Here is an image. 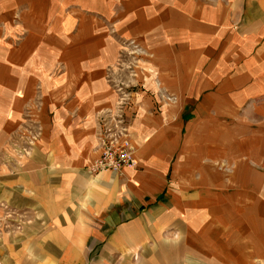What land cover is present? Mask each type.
<instances>
[{
	"label": "crops",
	"instance_id": "1",
	"mask_svg": "<svg viewBox=\"0 0 264 264\" xmlns=\"http://www.w3.org/2000/svg\"><path fill=\"white\" fill-rule=\"evenodd\" d=\"M51 1L0 0V21L5 14H22L23 7L26 14H49ZM139 1L145 3L143 10L155 5ZM162 8L173 16L163 33L173 34L160 43L156 60L161 79L174 80V93L180 95L171 121L170 111L164 109L168 114L162 116L159 108L157 115L132 123L135 163L120 175L102 172L93 179L83 172L97 154L92 151L95 125L87 119L93 106L76 98L71 113L62 111L55 121L60 124L43 123L34 162L15 174L13 194L4 196L17 208L45 211L42 232L25 236L15 264H90L91 255L100 260L122 256L125 263L138 254L139 264H251V255L261 257L260 219L245 215L247 186L260 188L256 180L247 183L248 174L256 171L243 165L252 159L237 158L242 161L232 169V179L215 183L208 151L213 102L209 97L202 101L184 135L180 113L182 95H203L215 79L240 80L237 94L243 98L264 95V0H161ZM15 31L0 25V63L21 58L25 41L10 39ZM226 90L217 89V95ZM2 106L0 119H9ZM150 107L143 105L147 111ZM62 117L65 121L59 122ZM19 118L15 114L14 120ZM6 124L17 123L4 121L0 130Z\"/></svg>",
	"mask_w": 264,
	"mask_h": 264
},
{
	"label": "rangeland",
	"instance_id": "2",
	"mask_svg": "<svg viewBox=\"0 0 264 264\" xmlns=\"http://www.w3.org/2000/svg\"><path fill=\"white\" fill-rule=\"evenodd\" d=\"M101 1L65 0L58 5L52 0L49 14H26L23 7L22 14L18 11L14 15L5 14L0 21V25L16 29L10 33V39L25 41L16 63H0V110L5 105L6 114H11L10 121L7 116L0 123H17L6 124L0 130V264H15L19 258L16 249L24 247L25 236L42 232L45 211L17 208L13 202L5 201L4 196L13 194L15 174L34 162L33 153L43 135V123L60 124L55 121L62 111L71 113L68 110L76 98H85L93 106L87 119L95 125L92 151L97 154L83 167V172L93 179L102 172L120 175L135 163L129 144L132 123L157 115L159 108L162 116L168 114L164 109L170 111L167 117L171 121L173 107L179 103L174 80L161 79V65L156 60V55L161 54L160 43L173 34L163 33L173 19L169 16L171 10L161 9V0H153L155 5L148 11L143 10L141 4L145 3L139 0ZM93 8L106 13H95ZM10 51L8 55L12 57L14 49ZM240 83L235 78L215 79L212 88L203 95H182L180 120L184 135L188 121L202 101L209 97L213 102L208 151L215 183L232 179V169L242 161L237 158L252 159L243 165L256 171V175L248 174L247 183L256 180L260 188L255 191L247 186L245 215L260 219L257 233L262 248L261 257L251 255L250 260L254 259L251 264H264V95L243 98L237 94ZM219 88L227 92L218 96ZM145 102L151 103L149 111L143 109ZM17 113L18 121L14 120ZM121 130L126 131V138L121 136ZM108 148L113 157L121 151L127 154L128 165L120 170H96L95 162ZM254 158L258 163L254 164ZM250 248L253 249L252 244ZM124 260L122 256H103L101 260L89 257L90 264H139L142 257L132 254L125 263Z\"/></svg>",
	"mask_w": 264,
	"mask_h": 264
},
{
	"label": "built area",
	"instance_id": "3",
	"mask_svg": "<svg viewBox=\"0 0 264 264\" xmlns=\"http://www.w3.org/2000/svg\"><path fill=\"white\" fill-rule=\"evenodd\" d=\"M122 137L126 136V131L121 130L120 131ZM129 162L128 155L125 154L123 151L121 153L117 154L116 157L112 156V150L107 149L104 151L102 156L95 162L94 168L96 170L101 169H112V170H120L123 166H127Z\"/></svg>",
	"mask_w": 264,
	"mask_h": 264
},
{
	"label": "bare ground",
	"instance_id": "4",
	"mask_svg": "<svg viewBox=\"0 0 264 264\" xmlns=\"http://www.w3.org/2000/svg\"><path fill=\"white\" fill-rule=\"evenodd\" d=\"M138 149H135L134 156L137 157Z\"/></svg>",
	"mask_w": 264,
	"mask_h": 264
}]
</instances>
